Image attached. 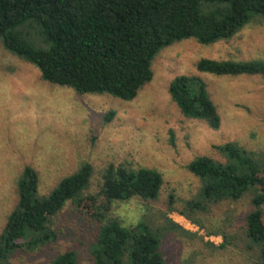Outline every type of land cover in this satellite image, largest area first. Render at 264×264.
Wrapping results in <instances>:
<instances>
[{
    "label": "trees",
    "instance_id": "obj_1",
    "mask_svg": "<svg viewBox=\"0 0 264 264\" xmlns=\"http://www.w3.org/2000/svg\"><path fill=\"white\" fill-rule=\"evenodd\" d=\"M255 17L264 19V0H0V40L9 53L36 67L49 84L79 95L132 101L153 80L152 63L163 49L186 39L202 45L230 40ZM197 71L264 80V59H202ZM169 93L184 117L204 121L212 130L221 127L208 83L199 75L176 77ZM114 115L108 112L105 123ZM214 148L223 160L201 156L187 165L201 183L196 199L176 209L171 196L168 212H178L203 228L197 214L207 212L210 205L235 203L252 194L245 233L259 250L256 264H264V154L257 158L237 143ZM94 179L98 190L91 193ZM163 183V175L155 169L109 164L98 174L84 162L41 195L38 171L26 166L18 180L17 205L0 235V264H11L18 250L34 251L55 243L54 219L67 203L99 224L90 249L94 264H165L160 233L144 221L127 227L115 216L116 202L157 201ZM164 218L167 231L190 235L167 214ZM221 235L208 232V237ZM227 245L224 236L217 248ZM51 264L80 263L76 251L67 250Z\"/></svg>",
    "mask_w": 264,
    "mask_h": 264
},
{
    "label": "rangeland",
    "instance_id": "obj_2",
    "mask_svg": "<svg viewBox=\"0 0 264 264\" xmlns=\"http://www.w3.org/2000/svg\"><path fill=\"white\" fill-rule=\"evenodd\" d=\"M202 59L248 62L264 59V19L253 18L235 37L202 45L186 39L163 49L152 63L153 80L132 101L109 95H79L44 81L40 71L9 53L0 40V235L18 202V180L31 166L46 195L82 163L98 171L109 164L155 169L163 175L159 199L134 198L115 203V216L127 227L148 223L161 235L165 264H256L259 250L246 237L245 218L253 210L252 194L235 203L210 205L197 214L203 228L189 225L173 206L196 199L200 180L187 170L195 158L223 160L215 146L237 143L258 158L264 154V80L261 76L215 77L197 71ZM181 75H199L221 116L218 130L182 115L169 93ZM108 112L114 117L105 123ZM90 189L97 192L96 182ZM190 232L167 231L165 215ZM181 224L186 225V228ZM58 240L37 250H18L11 264H51L67 250L80 264H94L90 249L99 224L72 203L55 217ZM230 245L218 249L224 236ZM207 243L215 246L211 247Z\"/></svg>",
    "mask_w": 264,
    "mask_h": 264
},
{
    "label": "built area",
    "instance_id": "obj_3",
    "mask_svg": "<svg viewBox=\"0 0 264 264\" xmlns=\"http://www.w3.org/2000/svg\"><path fill=\"white\" fill-rule=\"evenodd\" d=\"M183 217V216H182ZM184 218V217H183ZM189 222V221H188ZM183 227H185L186 228V225H184V224H181ZM189 225H192L193 227H195V225L194 224H192L191 222H189ZM208 239H210V241H215V239H214V236H211V237H208Z\"/></svg>",
    "mask_w": 264,
    "mask_h": 264
}]
</instances>
